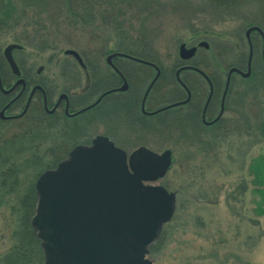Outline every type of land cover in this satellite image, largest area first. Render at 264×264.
<instances>
[{
	"label": "rangeland",
	"instance_id": "rangeland-1",
	"mask_svg": "<svg viewBox=\"0 0 264 264\" xmlns=\"http://www.w3.org/2000/svg\"><path fill=\"white\" fill-rule=\"evenodd\" d=\"M232 1L242 3L221 9L208 0H14L15 13L0 26V51L8 43L19 42L25 48L15 54H28V62L35 65L46 62L70 64L73 71H79L76 61L63 53L64 49L72 48L88 64L93 63L96 69L103 71L101 74H106L108 66L104 51L125 49L151 57L169 71L178 61L181 42L189 46L203 39L209 47L198 48L193 60H198L205 71L221 72L219 77L223 78V70L230 64H243L247 53L246 25L259 23L264 29V0ZM21 2L22 5L27 3L24 8ZM68 6L72 11L80 10L84 18L97 9L99 13L92 19H82L71 14ZM23 9V14H19L18 11ZM252 35L259 45L256 33ZM121 61L149 71L147 65L126 58ZM255 65L257 71L250 81L236 74L232 76L239 101L242 97L250 100L255 96L252 91L246 96L241 92H246V87L249 89L253 86L251 84L256 85L264 77L262 67L258 62ZM143 79L145 84L148 79ZM106 82L99 80L98 83L103 85ZM158 84L151 97L162 93L160 82ZM171 86L173 94H163L161 99L167 95L177 97L176 87ZM263 94L264 88L257 96ZM261 101L264 103V99ZM92 113L89 111L75 120ZM111 115L104 118V125L89 126L88 137L105 132L113 137L115 133L107 128L111 124ZM16 132L15 127L5 124L1 138L17 145L21 139H15ZM145 139L122 145L127 152L140 143L156 152L169 148L172 163L167 172L152 184L162 185L175 193L172 216L163 224L158 239L146 256L151 264H264V188L261 198L250 191V183H246L249 172L243 175V166L235 163L241 157L237 158L235 151L236 156L231 153V164L228 163L227 168L222 164L211 167L207 162L199 166L198 149L192 144L191 135H185L187 143H183L175 129L167 132L164 127H153ZM28 151L24 150L23 157ZM260 154L264 179V142L252 147L246 144L239 155L250 164L251 159ZM225 157L228 154L224 160ZM45 164L46 160L34 165L25 163L19 192L28 189ZM2 208L3 200L0 201V264H17L14 260L18 258V242L12 235L16 228L13 219ZM28 249L29 254L33 253L29 264H42L37 243L33 242ZM6 256L11 258L10 263H5Z\"/></svg>",
	"mask_w": 264,
	"mask_h": 264
},
{
	"label": "flooded vegetation",
	"instance_id": "flooded-vegetation-1",
	"mask_svg": "<svg viewBox=\"0 0 264 264\" xmlns=\"http://www.w3.org/2000/svg\"><path fill=\"white\" fill-rule=\"evenodd\" d=\"M248 26L249 24L245 30ZM260 28L264 34V29ZM245 30L247 53L242 60L243 64H230L223 70V78L219 77L221 72L212 74L205 71L198 60H193L198 48L209 47L208 42L203 39L189 46L183 42L187 48L194 47V51L189 58L178 55V61L169 71H165L151 57L140 58L153 65L128 57L127 55H136L129 50H110L105 56L112 52L125 55L113 56L111 64L105 60L108 66L106 74H101L103 71L86 61L83 65L75 63L79 66V71H73L70 64L65 66L46 62L35 65L28 62V54L16 55L15 51H23L25 46L12 42L19 44V47L11 49V56L18 71L16 73L5 57L6 44L0 51V201H4L2 209L14 221L16 230L12 235L17 238V242L22 234L25 199L28 198L25 193L32 185L34 189L37 176L64 159L73 147L90 144L97 135L108 137L128 155L132 150L146 146L140 143L127 152L123 143L146 140L153 127H164L167 132L175 129L181 139L183 138V143H187L184 141L185 135L192 136V144L198 149L199 166H202V162H207L211 167L222 164L227 168L235 151L237 156L233 155L241 157L235 163L243 166L244 173L242 169L240 171L243 175L248 172L250 174L246 182L250 183V191L261 198L264 188L262 154L251 159L250 164L239 154L246 144L252 147L261 146L264 142V103L261 101L264 94L259 96L261 98L257 96L264 88V77L259 79L256 85L251 84V88L246 87V92H241V95L246 96L252 91L255 96H251L250 100L242 97L240 101L232 80L234 74L247 80L255 62H258L264 71L263 37L259 31L249 33L252 46L249 75L242 76L239 72L232 71L227 81L230 68L246 70L248 43ZM253 33L259 38V45ZM201 42H206L207 46L201 45ZM121 58L147 65L149 71L132 67L121 61ZM155 74L157 77L145 94ZM146 77L148 80L144 84L143 78ZM99 80L107 82L99 85ZM159 82L162 93L158 97H151ZM172 84L178 91L177 97L167 95L165 99H161L163 94L171 93ZM89 111L93 113L88 117L75 120ZM109 114H112V120L107 128L115 135L111 137L105 132L88 137V127L103 124L104 118ZM5 124H10L18 130L14 133L15 139H21L17 145L2 140ZM25 149L29 150V153L23 157ZM227 154L228 157L224 160ZM44 160L46 164L36 174L32 184L24 193L22 190L19 192L25 163L34 165ZM9 259L11 258L6 256L5 263Z\"/></svg>",
	"mask_w": 264,
	"mask_h": 264
},
{
	"label": "water",
	"instance_id": "water-1",
	"mask_svg": "<svg viewBox=\"0 0 264 264\" xmlns=\"http://www.w3.org/2000/svg\"><path fill=\"white\" fill-rule=\"evenodd\" d=\"M264 34L257 25L248 26L246 70L232 67L242 76L250 73L251 31ZM201 45L207 46L206 42ZM8 44L4 54L17 73ZM194 47L181 43L179 56L189 58ZM83 65L78 53L65 49ZM112 52L105 58L111 64ZM143 63L149 61L132 55ZM157 68V67H156ZM157 74L149 83L150 89ZM171 152L152 151L144 146L128 156L107 137L95 136L90 144L73 147L56 166L37 177L36 203L30 225L36 232L43 254V264H151L146 258L149 246L158 238L162 225L174 211L175 193L153 182L162 177L171 162Z\"/></svg>",
	"mask_w": 264,
	"mask_h": 264
},
{
	"label": "trees",
	"instance_id": "trees-1",
	"mask_svg": "<svg viewBox=\"0 0 264 264\" xmlns=\"http://www.w3.org/2000/svg\"><path fill=\"white\" fill-rule=\"evenodd\" d=\"M25 1H27V0H25ZM208 1L210 4L214 5L217 8H221V9H225V8L227 9V7L228 8L229 7H236V5L239 6L242 3V2H238V1L235 2L232 0H208ZM75 3H77V1H75ZM26 4L27 3H24V5H22V2H21V6L23 8L25 7ZM14 5H16V3L14 4V0H0V26L4 23L6 24V22H7L6 19L9 16H11V14L15 13L14 11H16V9L14 8ZM68 7H69V10L72 12L71 14H76L79 17H81L82 19H85V18L92 19V18H94L96 13H99L98 9H97V10H95V12L91 11L92 13L90 15L85 16V18H84L82 16V13L80 10L72 11L70 9V6H68ZM24 10L25 9L18 11V12H20L19 14H23ZM248 24H257V25L261 26L259 23H248ZM106 52H107V50L104 51L103 54H105ZM136 56H139L141 58L151 59V58H148L145 55H141V54H136ZM84 61H86V60L84 59ZM256 71H257V68L254 65L252 72H251L250 76L247 78V80L253 79ZM53 165H54V163L52 164V166ZM25 195H27L28 198L25 199V205L26 206H25V212L23 214L22 234L19 236L18 244L16 245V248H18V249H16L18 258L14 260V262L17 264L18 263H23V264H29L30 263V261H31L30 256L33 253L31 251V254H29L28 248L30 246H32L33 242L37 243L38 252L40 253L41 260H42V253H41V250L39 247L38 239L35 236V231L29 225V219L33 214L34 205H35V194H34L33 185L27 190ZM20 247H22V249H20ZM151 247H153V246H151ZM151 247H150V249H151ZM8 263H10V262H8Z\"/></svg>",
	"mask_w": 264,
	"mask_h": 264
}]
</instances>
